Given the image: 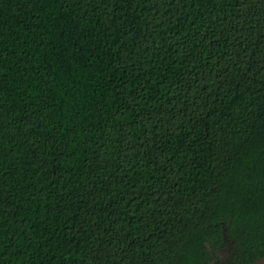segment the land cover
<instances>
[{
	"label": "trees",
	"instance_id": "obj_1",
	"mask_svg": "<svg viewBox=\"0 0 264 264\" xmlns=\"http://www.w3.org/2000/svg\"><path fill=\"white\" fill-rule=\"evenodd\" d=\"M261 257L264 0H0V264Z\"/></svg>",
	"mask_w": 264,
	"mask_h": 264
},
{
	"label": "flooded vegetation",
	"instance_id": "obj_2",
	"mask_svg": "<svg viewBox=\"0 0 264 264\" xmlns=\"http://www.w3.org/2000/svg\"><path fill=\"white\" fill-rule=\"evenodd\" d=\"M227 255H229V247H226L223 250L217 252V256L220 257V258H223V259L224 258L227 259V257H228ZM261 259H264V257H261V258L257 259L254 264H258Z\"/></svg>",
	"mask_w": 264,
	"mask_h": 264
},
{
	"label": "rangeland",
	"instance_id": "obj_3",
	"mask_svg": "<svg viewBox=\"0 0 264 264\" xmlns=\"http://www.w3.org/2000/svg\"><path fill=\"white\" fill-rule=\"evenodd\" d=\"M258 264H264V259H261Z\"/></svg>",
	"mask_w": 264,
	"mask_h": 264
}]
</instances>
